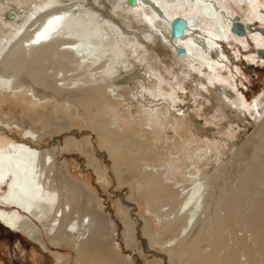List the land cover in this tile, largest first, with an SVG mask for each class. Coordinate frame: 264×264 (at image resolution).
Listing matches in <instances>:
<instances>
[{"label":"bare ground","instance_id":"6f19581e","mask_svg":"<svg viewBox=\"0 0 264 264\" xmlns=\"http://www.w3.org/2000/svg\"><path fill=\"white\" fill-rule=\"evenodd\" d=\"M256 3V0H0V96L28 93L31 104L45 105L51 99L72 104L79 100L86 111L92 107L86 121L102 146L105 145L113 173L122 179L118 167L128 165L129 161L134 167H140L133 176L139 178L140 172V177H144L140 186L148 190V200L158 202L176 194L177 206L165 209L169 212L162 216L167 217V223L179 225L170 229L176 234L160 246L173 245L174 239L181 238L188 226L196 222L194 217L202 203L203 181L191 176L190 171L197 169L195 162L177 168L175 176L180 174L181 178L185 176V169L189 170L186 171L188 180L182 186H179L181 178L165 176L167 170H146L154 157L144 151L147 142H137L130 134L133 129L137 132V127L111 128L116 119L111 122L103 115L108 107L116 109L117 103H112L111 97L138 95L140 90L143 110L148 109L144 110L148 122L138 126L139 132H145L159 115L180 112L178 104L182 99L178 94L182 93L192 95L194 101L200 98L216 122L228 118L231 111L235 112L236 120L242 119L243 96L229 92L233 87L221 73L227 62L220 43L230 39L247 48L248 23H264V12ZM244 5L248 11L246 24L237 15ZM176 18L187 23L178 38L170 32ZM236 18L244 26V36L231 30ZM247 35L256 47L263 45L258 33ZM178 50L184 53L179 54ZM258 100L249 114L258 123L256 130L263 128L264 131V107ZM160 102L165 105L158 106ZM185 111L181 110L183 115L188 112ZM176 120L172 115V119L156 122L161 128ZM18 127L0 122V128L5 131L21 132L20 139L15 140L9 139V135H0V224L8 231L30 238L36 246H42L43 241L35 223L43 227L49 241L70 246L74 242L75 264H120L111 254V243L103 240L111 230L110 217L92 210L89 192L67 175L64 164L58 163L55 138L42 149L36 145L35 133L20 131ZM160 128L156 134L159 141L162 140ZM116 129L120 135L114 133ZM163 148L165 152L158 156L159 163L161 160L167 163L180 153L169 146ZM141 155L146 159L144 162L140 160ZM195 157L197 165L202 155ZM259 169L264 174V165ZM175 189L179 190L175 192ZM149 211L153 212L150 206ZM256 215L253 222L256 236L264 245V222L261 221L264 205L260 204ZM222 224L221 218L213 222L217 238ZM159 227L162 229L164 224ZM199 244L196 237H183L179 244L173 245L177 250L173 261L183 264L185 251L191 264H203L205 260L215 263V254L202 255ZM213 247L217 248V244L213 243ZM123 260L129 264L125 257ZM225 264H236L234 257H229Z\"/></svg>","mask_w":264,"mask_h":264},{"label":"rangeland","instance_id":"374dc122","mask_svg":"<svg viewBox=\"0 0 264 264\" xmlns=\"http://www.w3.org/2000/svg\"><path fill=\"white\" fill-rule=\"evenodd\" d=\"M256 1L258 9L264 12V0ZM245 8L247 7L244 5L237 14L244 24L248 23V11ZM248 24L250 28L245 30L247 48L240 47L230 39L220 43L227 62L221 73L226 75L233 87V91L229 92L234 95L241 93L243 96L245 115L242 119L236 120L235 112L231 111L228 118L216 122L208 106L200 103V98L194 101L192 95L186 96L179 92L182 93L178 94L182 102L178 107L180 112L188 111L187 114L183 115L181 112L180 115L175 110L163 116L159 115V119L152 120L150 127L146 126L145 132H139L138 126L148 122L144 111L148 109L143 110L140 90L138 95L131 93L128 97L123 95L119 99L111 97V102L117 103L116 109L113 111L108 107V112L103 115L105 120H117L112 123L111 128L137 127V132L133 129L130 134L137 142H147L144 143V151L154 157L146 170H167L165 176L170 177L176 175L178 167H186L195 162L197 169L190 171L191 176L203 181L202 203L194 217L196 222L191 223L183 236L175 238L172 244H179L183 237H196L200 242L202 255L215 254L216 260L213 264H225L231 256L236 264H264V245L258 241L253 223L260 204L264 205V174L259 169V166L264 165V131L263 128L256 130L258 123H254L249 114L256 99L264 107V55L258 54V50L264 49V34L261 33L264 23ZM250 32L258 33L262 37V46L256 47L251 42L247 35ZM252 64L253 67L246 68ZM35 88L44 91L40 86ZM26 95L28 93L13 97L0 96V122L13 123L21 128L20 131H32L38 138L36 145L42 149L49 146L55 138L58 163L64 164L67 175L89 192L93 200L92 210L110 217L111 230H108L106 234L109 235L103 240L111 243L113 257H117L120 264H125L124 257L129 264H178L173 261V255L177 252L174 246L170 243L160 246L162 241L176 234L170 232V229L179 225L167 223V217L162 216L169 212L164 211L165 209L177 206L179 200L176 194L158 202L148 200V190L140 186L144 177H140V172L137 176L139 178L133 176L134 171H140V167H134L129 161L126 162L129 166L124 164L118 167L122 179L113 173L105 145L102 146L86 121V116L92 113V107L86 111L79 100L72 104L58 103L52 99L45 105L31 104ZM163 105V102L158 104L161 107ZM170 114L177 120L160 128L158 120L172 119ZM158 128L161 129L162 142L157 140ZM12 133L13 130L5 131L0 128V135H9V139L13 140L20 139L21 132ZM114 133L121 134L117 129ZM164 146L180 153L173 155L167 163L163 160L159 163V157L165 152L164 148L161 149ZM135 154L136 151L129 158ZM197 154L202 155L200 160L197 159L200 166L196 165ZM139 157L143 162L146 160L142 155ZM143 168L142 166L141 172L144 171ZM186 171L189 170L185 169L183 179L180 174L175 176L178 180L181 178L179 186L188 180ZM140 178L142 179L139 180ZM1 189L0 187V191ZM178 190L175 189V192ZM149 206L153 212L149 211ZM156 215L159 216L158 219ZM217 218H221L223 222L219 238L213 228V222ZM28 220L30 221L29 218ZM261 221L264 222V219ZM161 223L164 224L162 229L159 227ZM35 226L41 232L42 246H36L30 238L8 231L0 224V264H75L74 242L70 246L58 244L57 240L49 241L43 227L38 223ZM213 243L217 244V248H212ZM182 259L183 264H191L185 251ZM203 262L209 264L207 260Z\"/></svg>","mask_w":264,"mask_h":264},{"label":"water","instance_id":"95a60500","mask_svg":"<svg viewBox=\"0 0 264 264\" xmlns=\"http://www.w3.org/2000/svg\"><path fill=\"white\" fill-rule=\"evenodd\" d=\"M131 1V0H129ZM187 27V23L185 20L181 19V18H176L175 20L172 21L171 25H170V32L171 35L174 38H178L181 37L183 35V32L185 30V28ZM231 30L232 32L238 34V35H243L244 34V26H242L238 21L237 18L236 20H234L232 26H231ZM261 33L264 34V30L261 29ZM179 54H183L184 50H178ZM258 54H260L261 56L264 55V49H260L258 50ZM254 65H247L246 68H251Z\"/></svg>","mask_w":264,"mask_h":264}]
</instances>
